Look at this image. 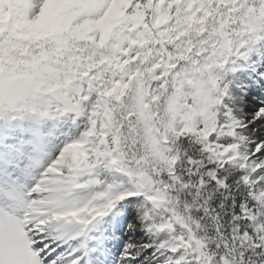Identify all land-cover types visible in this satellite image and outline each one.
I'll list each match as a JSON object with an SVG mask.
<instances>
[{
  "label": "snow or ice",
  "instance_id": "1",
  "mask_svg": "<svg viewBox=\"0 0 264 264\" xmlns=\"http://www.w3.org/2000/svg\"><path fill=\"white\" fill-rule=\"evenodd\" d=\"M0 264H264V0H0Z\"/></svg>",
  "mask_w": 264,
  "mask_h": 264
}]
</instances>
